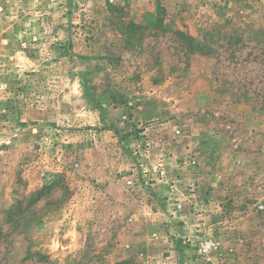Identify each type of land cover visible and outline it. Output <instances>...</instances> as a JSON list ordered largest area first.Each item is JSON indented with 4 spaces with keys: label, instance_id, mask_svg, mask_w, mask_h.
I'll return each mask as SVG.
<instances>
[{
    "label": "rangeland",
    "instance_id": "obj_1",
    "mask_svg": "<svg viewBox=\"0 0 264 264\" xmlns=\"http://www.w3.org/2000/svg\"><path fill=\"white\" fill-rule=\"evenodd\" d=\"M0 264H264V0H0Z\"/></svg>",
    "mask_w": 264,
    "mask_h": 264
},
{
    "label": "trees",
    "instance_id": "obj_2",
    "mask_svg": "<svg viewBox=\"0 0 264 264\" xmlns=\"http://www.w3.org/2000/svg\"><path fill=\"white\" fill-rule=\"evenodd\" d=\"M177 34L181 35L182 33L177 32ZM182 39L184 41L185 49L189 53L212 55L214 52V49L204 40L193 38L189 35H183Z\"/></svg>",
    "mask_w": 264,
    "mask_h": 264
}]
</instances>
